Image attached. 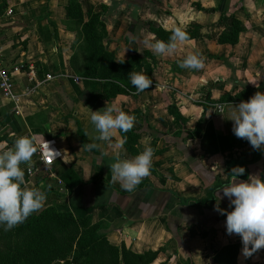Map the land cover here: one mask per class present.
Returning <instances> with one entry per match:
<instances>
[{"label": "crops", "instance_id": "0c3cea01", "mask_svg": "<svg viewBox=\"0 0 264 264\" xmlns=\"http://www.w3.org/2000/svg\"><path fill=\"white\" fill-rule=\"evenodd\" d=\"M72 1L80 4V22L68 14ZM88 12L101 13L102 44L114 60L139 66L152 80L150 88L138 93L128 76H83ZM234 26L236 41H220ZM177 27L190 39L172 54H153L145 43L157 39L153 30L171 33ZM194 49L202 53L203 68H180L178 62ZM0 50L18 67L14 98L0 97V146L11 148L20 136L55 143L49 168L38 167L34 155L20 165L23 187L44 186V207L90 216L116 246L157 252L151 264H218L214 257L233 241L236 264H264V248L245 257L239 235L226 232V216L217 206L225 212L233 206L222 189L211 201L216 178L231 180L234 167L245 169L239 180L249 174L264 178V152L237 138L224 117L240 102L225 96L249 99L264 92V0H0ZM112 105L135 116L133 128L110 142L93 140L98 133L90 110ZM131 134L133 152L124 145L121 158L141 152L146 139L155 151L150 175L129 193L112 181L109 165L112 145ZM89 143L97 147L88 149ZM31 165L34 173L28 174ZM62 176L78 182L68 186Z\"/></svg>", "mask_w": 264, "mask_h": 264}, {"label": "clouds", "instance_id": "9594fccd", "mask_svg": "<svg viewBox=\"0 0 264 264\" xmlns=\"http://www.w3.org/2000/svg\"><path fill=\"white\" fill-rule=\"evenodd\" d=\"M189 39L187 31L177 27L172 29L167 42L153 37L151 40L146 39L145 43L153 54L163 55L174 53L178 43ZM117 61L122 63L124 58ZM178 66L184 69H202V53L199 49H194L178 62ZM129 79L138 93L150 88L153 83L143 73H132ZM224 117L233 122L232 132L237 138L247 140L254 150L264 152V92L257 91L248 100L231 104ZM89 122L98 133L93 140L110 142L117 132L127 133L133 128L135 116L114 105L104 106L103 111L90 110ZM126 141V135H122L112 145L114 155L109 167L112 181L119 182L125 192L131 193L143 178L150 175L155 149L151 146L150 139H146L141 152L131 158H121L120 152ZM86 147L93 149L97 144L89 143ZM36 151L34 139L28 136L18 137L11 148L0 146V227L5 231L23 223L29 215L39 211L46 201V192L41 190L43 185L23 187L25 173L20 165L30 164ZM244 172L242 166L234 167L230 182L220 188L233 207L225 212L217 206V211L226 216V232L239 235L241 252L248 257L264 248V178L249 174L246 180H239L238 177Z\"/></svg>", "mask_w": 264, "mask_h": 264}, {"label": "trees", "instance_id": "16d2710c", "mask_svg": "<svg viewBox=\"0 0 264 264\" xmlns=\"http://www.w3.org/2000/svg\"><path fill=\"white\" fill-rule=\"evenodd\" d=\"M68 14L76 16L77 22L82 21L83 13L79 3L72 1ZM88 17L82 26L85 36L83 76L125 80L132 73H139V66L134 69L129 61L116 62L113 54L102 44L105 27L101 13L88 12ZM153 31L158 40L165 42L171 35L159 28ZM237 33L238 27L234 26L230 34L221 35L219 40L234 43ZM247 99L243 94L224 97V101L230 102ZM172 113L179 117L176 112ZM131 140L135 141L134 134L129 135L124 145L133 152ZM67 171L71 169L68 168ZM62 178L68 186L78 182L75 179L68 182L65 176ZM229 182L230 179L220 182L216 178L211 201L215 199L216 191ZM179 203L185 205L187 201L180 199ZM100 225L102 223L92 222L90 216L75 217L69 211L42 206L14 228L5 231L0 227V264H151L156 258L157 252L152 250L136 253L124 246H116L105 234L99 232ZM237 251V241L228 243L220 248L214 259L218 264H236Z\"/></svg>", "mask_w": 264, "mask_h": 264}, {"label": "built area", "instance_id": "2783aa9c", "mask_svg": "<svg viewBox=\"0 0 264 264\" xmlns=\"http://www.w3.org/2000/svg\"><path fill=\"white\" fill-rule=\"evenodd\" d=\"M11 12V10H9ZM18 70L17 66L10 65L3 57L2 51L0 50V97L6 99H13L14 95L12 92L13 86V74ZM77 81V79H74ZM220 109V106H218ZM37 151L33 154L38 167L49 168L53 162L54 147L55 143L52 140H44L35 143ZM35 166H29L27 168L28 174L34 173Z\"/></svg>", "mask_w": 264, "mask_h": 264}, {"label": "rangeland", "instance_id": "374dc122", "mask_svg": "<svg viewBox=\"0 0 264 264\" xmlns=\"http://www.w3.org/2000/svg\"><path fill=\"white\" fill-rule=\"evenodd\" d=\"M99 227H100V228H99V232H100V233H103V232H101V229L103 230V227H104L103 224L100 225ZM103 234H104V233H103ZM233 242H234V241H233ZM229 243H232V242H229ZM227 244H228V243H227Z\"/></svg>", "mask_w": 264, "mask_h": 264}]
</instances>
